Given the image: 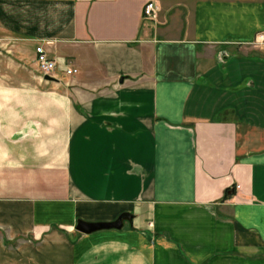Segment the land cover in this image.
Segmentation results:
<instances>
[{
  "label": "crops",
  "instance_id": "crops-1",
  "mask_svg": "<svg viewBox=\"0 0 264 264\" xmlns=\"http://www.w3.org/2000/svg\"><path fill=\"white\" fill-rule=\"evenodd\" d=\"M262 35L264 0H0V264H264Z\"/></svg>",
  "mask_w": 264,
  "mask_h": 264
},
{
  "label": "built area",
  "instance_id": "built-area-1",
  "mask_svg": "<svg viewBox=\"0 0 264 264\" xmlns=\"http://www.w3.org/2000/svg\"><path fill=\"white\" fill-rule=\"evenodd\" d=\"M158 10V5L153 1H149L143 7V17L153 20L157 17ZM34 62L36 65V71L41 78L44 79V76H49L57 79V61L54 57L49 55L43 45L36 46ZM63 70L66 75H72L77 72V69L73 67H65Z\"/></svg>",
  "mask_w": 264,
  "mask_h": 264
},
{
  "label": "water",
  "instance_id": "water-1",
  "mask_svg": "<svg viewBox=\"0 0 264 264\" xmlns=\"http://www.w3.org/2000/svg\"><path fill=\"white\" fill-rule=\"evenodd\" d=\"M125 78H127V76H121L119 82L121 83ZM44 79L47 81H57V79L49 76H44ZM131 219V214L123 213L119 215L116 220H113L111 222H87L83 220H78L76 224V230L81 233H91L102 229H120L122 228L125 220L131 221Z\"/></svg>",
  "mask_w": 264,
  "mask_h": 264
},
{
  "label": "rangeland",
  "instance_id": "rangeland-1",
  "mask_svg": "<svg viewBox=\"0 0 264 264\" xmlns=\"http://www.w3.org/2000/svg\"><path fill=\"white\" fill-rule=\"evenodd\" d=\"M263 40H264V35H262L261 37V41ZM13 59L14 57H13V53L11 52V41H9L7 38L0 39V75L1 76L5 78L11 76V69L14 68V66L12 65ZM23 62H24L23 60H20V63Z\"/></svg>",
  "mask_w": 264,
  "mask_h": 264
},
{
  "label": "trees",
  "instance_id": "trees-1",
  "mask_svg": "<svg viewBox=\"0 0 264 264\" xmlns=\"http://www.w3.org/2000/svg\"><path fill=\"white\" fill-rule=\"evenodd\" d=\"M228 192V189L225 191V196H226V193Z\"/></svg>",
  "mask_w": 264,
  "mask_h": 264
}]
</instances>
